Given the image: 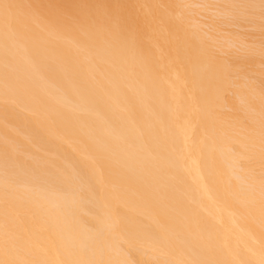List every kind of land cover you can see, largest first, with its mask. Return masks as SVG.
I'll list each match as a JSON object with an SVG mask.
<instances>
[{
  "label": "bare ground",
  "instance_id": "6f19581e",
  "mask_svg": "<svg viewBox=\"0 0 264 264\" xmlns=\"http://www.w3.org/2000/svg\"><path fill=\"white\" fill-rule=\"evenodd\" d=\"M0 264H264V0H0Z\"/></svg>",
  "mask_w": 264,
  "mask_h": 264
}]
</instances>
